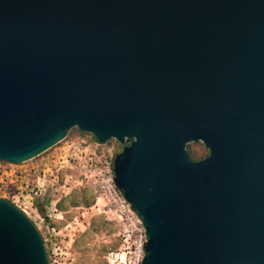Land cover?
<instances>
[{
	"label": "water",
	"instance_id": "95a60500",
	"mask_svg": "<svg viewBox=\"0 0 264 264\" xmlns=\"http://www.w3.org/2000/svg\"><path fill=\"white\" fill-rule=\"evenodd\" d=\"M72 128L120 144L141 264H264V0H0V160ZM0 264H48L3 198Z\"/></svg>",
	"mask_w": 264,
	"mask_h": 264
},
{
	"label": "rangeland",
	"instance_id": "374dc122",
	"mask_svg": "<svg viewBox=\"0 0 264 264\" xmlns=\"http://www.w3.org/2000/svg\"><path fill=\"white\" fill-rule=\"evenodd\" d=\"M120 150L114 139L99 144L90 133L72 128L34 158L0 160V198L33 221L48 264H108V251L119 248L118 225L93 206V186L97 171L112 170ZM187 150L201 158L208 154L200 141L187 144Z\"/></svg>",
	"mask_w": 264,
	"mask_h": 264
},
{
	"label": "built area",
	"instance_id": "2783aa9c",
	"mask_svg": "<svg viewBox=\"0 0 264 264\" xmlns=\"http://www.w3.org/2000/svg\"><path fill=\"white\" fill-rule=\"evenodd\" d=\"M93 187V206L118 225L119 248L108 251V264H141L146 241L145 229L141 219L115 186L112 170L97 171Z\"/></svg>",
	"mask_w": 264,
	"mask_h": 264
},
{
	"label": "trees",
	"instance_id": "16d2710c",
	"mask_svg": "<svg viewBox=\"0 0 264 264\" xmlns=\"http://www.w3.org/2000/svg\"><path fill=\"white\" fill-rule=\"evenodd\" d=\"M119 147L121 148V146L119 145ZM188 153H189V155H190V157L192 158V159H200L201 157H198V156H195L192 152H190V151H188Z\"/></svg>",
	"mask_w": 264,
	"mask_h": 264
}]
</instances>
